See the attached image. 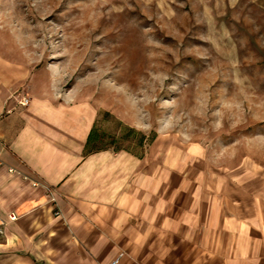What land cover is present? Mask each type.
<instances>
[{
    "label": "rangeland",
    "instance_id": "1",
    "mask_svg": "<svg viewBox=\"0 0 264 264\" xmlns=\"http://www.w3.org/2000/svg\"><path fill=\"white\" fill-rule=\"evenodd\" d=\"M0 53L209 207L264 179V0H0Z\"/></svg>",
    "mask_w": 264,
    "mask_h": 264
},
{
    "label": "crops",
    "instance_id": "2",
    "mask_svg": "<svg viewBox=\"0 0 264 264\" xmlns=\"http://www.w3.org/2000/svg\"><path fill=\"white\" fill-rule=\"evenodd\" d=\"M18 71L0 53V264H264V179L209 207L171 165L93 147L87 105H20Z\"/></svg>",
    "mask_w": 264,
    "mask_h": 264
},
{
    "label": "built area",
    "instance_id": "3",
    "mask_svg": "<svg viewBox=\"0 0 264 264\" xmlns=\"http://www.w3.org/2000/svg\"><path fill=\"white\" fill-rule=\"evenodd\" d=\"M30 104V99L27 97H23L20 100V105L22 106H28ZM17 220V217L15 215H10L7 219V221H0V236L4 234L5 228L8 226V224L15 222ZM112 264H117V262L112 263Z\"/></svg>",
    "mask_w": 264,
    "mask_h": 264
}]
</instances>
